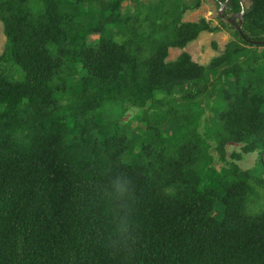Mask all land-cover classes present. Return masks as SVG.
<instances>
[{"label":"trees","instance_id":"1","mask_svg":"<svg viewBox=\"0 0 264 264\" xmlns=\"http://www.w3.org/2000/svg\"><path fill=\"white\" fill-rule=\"evenodd\" d=\"M250 1L239 41L202 66L169 61L216 31L183 22L200 0H0V264H264L237 163L264 164V0Z\"/></svg>","mask_w":264,"mask_h":264},{"label":"rangeland","instance_id":"2","mask_svg":"<svg viewBox=\"0 0 264 264\" xmlns=\"http://www.w3.org/2000/svg\"><path fill=\"white\" fill-rule=\"evenodd\" d=\"M181 1L187 2V4H191L194 7L195 2L198 0ZM200 2L201 5L198 9L189 10L185 14L183 22L199 23L201 20L205 19L211 24L212 28H217L216 31L214 33H202L197 41L188 45L183 51L170 49L169 61H174L183 52H187L192 56L193 61L202 66H208L215 58L224 54L229 43L232 41H239L236 36V27L227 20L228 18L232 19L235 16L229 13V0L225 3L222 2V0H200ZM241 3L244 10L251 6L250 0H241ZM240 20L241 17L238 16L236 18V23L238 24ZM96 39H98V36H92L90 41L94 42ZM6 43L7 38L4 32V25L0 20V56L5 51ZM134 113L135 110L130 112L128 116L134 115ZM126 120H128V118H126ZM135 125L136 124H134V126ZM226 150L227 159L229 162H232V155L234 153H242V145L228 144ZM212 153L215 154V156H218L216 151L212 150ZM242 159L243 160L241 161H237L238 165L244 170H251L255 177L252 182L254 192L249 197L246 211L249 215H258L264 211V164L259 160L258 153L244 155ZM216 166L220 168L222 165L217 164Z\"/></svg>","mask_w":264,"mask_h":264},{"label":"water","instance_id":"3","mask_svg":"<svg viewBox=\"0 0 264 264\" xmlns=\"http://www.w3.org/2000/svg\"><path fill=\"white\" fill-rule=\"evenodd\" d=\"M227 1H228V0H227ZM244 15H245V10H244V7H243V11H242L240 14L235 15L234 18H232V19H229V18H228L227 20L230 21V22L236 27V29H237L238 31H241V25H242V23H243ZM238 16L241 17V20H240V22L237 24V23H236V18H237Z\"/></svg>","mask_w":264,"mask_h":264},{"label":"clouds","instance_id":"4","mask_svg":"<svg viewBox=\"0 0 264 264\" xmlns=\"http://www.w3.org/2000/svg\"><path fill=\"white\" fill-rule=\"evenodd\" d=\"M127 185L124 182H120V184L117 186V192L119 194H124L127 192Z\"/></svg>","mask_w":264,"mask_h":264}]
</instances>
